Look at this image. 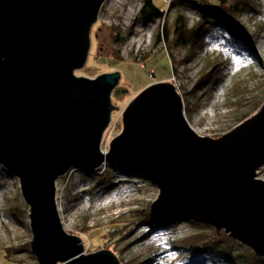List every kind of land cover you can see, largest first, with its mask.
Instances as JSON below:
<instances>
[{"label":"water","instance_id":"1","mask_svg":"<svg viewBox=\"0 0 264 264\" xmlns=\"http://www.w3.org/2000/svg\"><path fill=\"white\" fill-rule=\"evenodd\" d=\"M106 0H0V167L19 179L39 264H122L85 254L57 207V181L109 164L159 190L150 214L199 218L264 258V106L215 139L189 124L171 82L147 87L102 151L120 75L77 77Z\"/></svg>","mask_w":264,"mask_h":264},{"label":"rangeland","instance_id":"2","mask_svg":"<svg viewBox=\"0 0 264 264\" xmlns=\"http://www.w3.org/2000/svg\"><path fill=\"white\" fill-rule=\"evenodd\" d=\"M256 1V10L245 9L239 18L244 34L238 37L243 47L214 24L206 25L207 32L195 47H177L173 42L157 46V36L163 23L172 32L181 13L189 28L201 22L190 6L153 0L165 19L145 25L141 17L144 0H106L91 29L85 65L75 72L77 77L92 79L116 72L120 75L112 94V104L118 109H113V124L104 134L102 151H109L110 142L122 133L123 114L129 104L156 83L174 84L190 126L201 136L221 138L251 118L264 102V0ZM208 73L215 84L203 83ZM1 168L0 264H39L31 249L30 210L19 179ZM106 169L103 183L110 182L108 190H96L100 186L97 176L81 170L73 169L57 181L64 229L83 240L84 253L108 250L122 264H188L184 251L173 245L212 226L179 222L141 239L142 227L130 223L135 213L151 208L159 190L138 174L127 175L109 164ZM259 177L264 180V167ZM125 224L123 230L112 231ZM238 244L235 255L252 251ZM7 250L11 259L6 257Z\"/></svg>","mask_w":264,"mask_h":264},{"label":"trees","instance_id":"3","mask_svg":"<svg viewBox=\"0 0 264 264\" xmlns=\"http://www.w3.org/2000/svg\"><path fill=\"white\" fill-rule=\"evenodd\" d=\"M256 2V0H171L170 6L185 4L193 8L199 13L202 21L194 27L189 28L186 16L181 13L177 15L175 19L172 32L169 30L166 23H163L158 33L156 44L160 46L163 43L173 42L177 47L187 45L195 47L198 42L201 41V34L207 32L206 25L214 24L218 26L221 31H227L229 33L230 41L234 40V42H238V44L243 47L242 41L238 37L244 34L239 18L245 9L255 11L258 4ZM141 10V17L145 25L157 21L161 22L165 19L164 11L157 8L153 0H144V6ZM116 40H119L118 36H116ZM158 53H156V55ZM211 74H205V79L203 80L204 84L216 83L215 81L211 82L209 78ZM263 106L264 102L260 104L254 115L259 113ZM116 169L128 175L125 169L120 167H116ZM1 170L7 173L5 169L1 168ZM106 170L107 169L104 171L98 170V172H87L90 173L91 176H97V182L100 186H98L96 190H108L110 188V182L103 183ZM133 219L130 226L134 228L142 227L141 239H148L150 233L152 234L158 230L168 229L179 222L208 226L199 218L187 214L158 219L150 214V209L135 213ZM126 226V224L121 227L116 226L112 231L114 233L119 232ZM237 245H239L238 242L232 239L223 230H216L210 227L209 230L199 231L193 235H189L182 239L180 243H175L173 247L184 251L186 255L185 260H187L188 264H191V262H200L201 264H218L219 262H226L228 264H264V258L250 250L235 255V247ZM9 251L10 250H7L6 257L11 259L8 254Z\"/></svg>","mask_w":264,"mask_h":264},{"label":"built area","instance_id":"4","mask_svg":"<svg viewBox=\"0 0 264 264\" xmlns=\"http://www.w3.org/2000/svg\"><path fill=\"white\" fill-rule=\"evenodd\" d=\"M110 126H112V122H111ZM104 138H105V137H104ZM105 169H106V165H104V166H102V167L100 168L101 171H104ZM57 207H58V210H59V212H60V216H61L62 223H63L64 226H66L65 223H64V217H63V215H62V213H61L62 210L60 209L59 204H58V200H57Z\"/></svg>","mask_w":264,"mask_h":264},{"label":"bare ground","instance_id":"5","mask_svg":"<svg viewBox=\"0 0 264 264\" xmlns=\"http://www.w3.org/2000/svg\"><path fill=\"white\" fill-rule=\"evenodd\" d=\"M117 3H120L119 1L117 2ZM131 12H135V7L134 6H131ZM132 15H130V17H131ZM113 120H111V122H112ZM112 124H113V122H112ZM196 131V130H195Z\"/></svg>","mask_w":264,"mask_h":264}]
</instances>
